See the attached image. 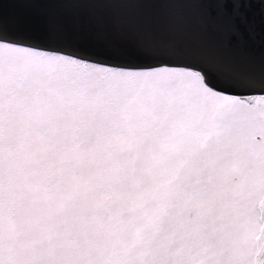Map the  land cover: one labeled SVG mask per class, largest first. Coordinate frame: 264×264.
<instances>
[{
	"label": "snow or ice",
	"instance_id": "snow-or-ice-1",
	"mask_svg": "<svg viewBox=\"0 0 264 264\" xmlns=\"http://www.w3.org/2000/svg\"><path fill=\"white\" fill-rule=\"evenodd\" d=\"M5 4L0 264H264V0Z\"/></svg>",
	"mask_w": 264,
	"mask_h": 264
},
{
	"label": "water",
	"instance_id": "water-1",
	"mask_svg": "<svg viewBox=\"0 0 264 264\" xmlns=\"http://www.w3.org/2000/svg\"><path fill=\"white\" fill-rule=\"evenodd\" d=\"M9 4H5L4 8L9 14H13L17 9L13 8L11 5V0H8ZM170 7L172 12V19L181 23L187 29V39L188 42L193 45H199L201 43H207L210 48L213 49H223L226 43V34L227 27L221 21L218 22L211 29L205 31L203 30L200 23V15L203 10L202 6L197 3H184L177 4ZM251 17L256 20L257 25H259V20L261 18L262 12L264 9L260 7L252 8L249 10ZM247 41V47L249 50L255 51L256 54H259V28H257V35L255 38L245 37ZM233 54L239 55L241 51L239 49H233Z\"/></svg>",
	"mask_w": 264,
	"mask_h": 264
}]
</instances>
